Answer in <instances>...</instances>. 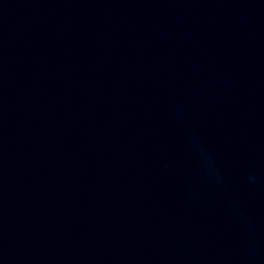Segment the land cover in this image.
Instances as JSON below:
<instances>
[{"label": "water", "instance_id": "1", "mask_svg": "<svg viewBox=\"0 0 264 264\" xmlns=\"http://www.w3.org/2000/svg\"><path fill=\"white\" fill-rule=\"evenodd\" d=\"M0 264H264V0H0Z\"/></svg>", "mask_w": 264, "mask_h": 264}]
</instances>
